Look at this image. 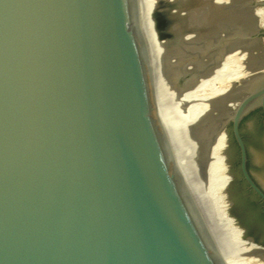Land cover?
I'll list each match as a JSON object with an SVG mask.
<instances>
[{"label":"water","instance_id":"water-1","mask_svg":"<svg viewBox=\"0 0 264 264\" xmlns=\"http://www.w3.org/2000/svg\"><path fill=\"white\" fill-rule=\"evenodd\" d=\"M264 33V0H223Z\"/></svg>","mask_w":264,"mask_h":264}]
</instances>
